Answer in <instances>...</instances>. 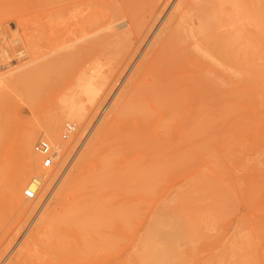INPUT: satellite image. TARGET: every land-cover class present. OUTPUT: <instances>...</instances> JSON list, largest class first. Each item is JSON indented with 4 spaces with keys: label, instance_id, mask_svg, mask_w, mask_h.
Masks as SVG:
<instances>
[{
    "label": "rangeland",
    "instance_id": "374dc122",
    "mask_svg": "<svg viewBox=\"0 0 264 264\" xmlns=\"http://www.w3.org/2000/svg\"><path fill=\"white\" fill-rule=\"evenodd\" d=\"M179 1L0 0V73L45 64L0 83V178L26 130L79 111L54 165L31 163L38 196L0 179V264H264V0H184L144 68ZM90 9L131 32L94 35Z\"/></svg>",
    "mask_w": 264,
    "mask_h": 264
},
{
    "label": "bare ground",
    "instance_id": "6f19581e",
    "mask_svg": "<svg viewBox=\"0 0 264 264\" xmlns=\"http://www.w3.org/2000/svg\"><path fill=\"white\" fill-rule=\"evenodd\" d=\"M185 1H187V0H185ZM185 1L184 0H180L177 3V5L175 6V9L173 11H171L170 14H169L168 26L165 25L164 27L159 29V31L155 35V37H154L153 41L151 42L150 47H149V49L147 51V54H148L147 57L143 58V60H142V64H143L144 68H150L155 63L157 58L159 57V52L162 50V47H163L161 44H162V42L165 39L164 35L166 34V32H168L170 30V29H167V28L170 27L171 21H173L175 19V17L178 15V13H177L178 9L182 8V7H184L186 5ZM165 3H167V2H165ZM164 6H166V5H164ZM89 7H90V5H89ZM100 21H101V18L97 16L96 11L93 10V9H90V10H88V12H86L84 14V16H83V18L81 20V24L84 27H86V29L94 31V33H93L94 35H97L100 31L105 30L106 32H105L104 35L107 36V38H119L120 36L127 35V34H129L131 32V28H128V30L126 32L119 33L114 28H112L111 25H107L106 24L103 27L102 21L101 22ZM104 22L105 21L103 20V23ZM108 22H109V20H108ZM105 23H107V21ZM107 38L105 40H107ZM187 42H188V38H184V39H182L180 41L179 45H186ZM71 51H73V50H71ZM152 52H154V53L152 55H150ZM154 55H155V57H154ZM60 58L59 59L58 58H54L53 64L55 65V63L57 61H59ZM27 64L28 63H24V64L20 65L19 67L17 66L15 69L6 70L3 73L1 72L0 73V83L3 84V85L6 84V83L9 84V85L10 84H12V85L16 84V86L18 87V85H20V83H22L24 81L27 82V80L29 79L30 76H32V74L41 72L42 69H43V66L45 65L43 62H39L35 66V69L32 72H28L26 70H23V68L26 67ZM46 66H48V64ZM49 66H51V65H49ZM139 67H141V66H139ZM139 67H138L137 71L141 70V68L139 69ZM44 69H45V67H44ZM78 75H79V73H78ZM85 75H84V77H85ZM83 79L86 81L88 78L86 77V78H83ZM94 85L95 84L91 85L89 89H91L93 91H96V88L94 87ZM20 86H22V85H20ZM63 103H64V101H63ZM78 113H79V111L77 110V108L75 107V105L73 103L66 102L64 107H63L62 113L58 114V116H56V117L54 116L55 117V118L53 117L54 119L51 118L53 120H51L49 123L47 122V125L42 127V131L41 132L37 131V130H35L34 128L31 127L28 130H26L27 132L24 133L21 136V140H20V144H19L20 147L19 148L21 150L22 160H24L23 162H25L24 166H26V167H24L25 169L21 170L20 173H18L16 175L10 174L9 171H7L9 174L6 173V171H3L2 174H1V178H0L1 181H3L5 183V185L8 186V188L10 189L11 194L14 197H16V199H20V195H19L20 190L23 189V192H24V190L27 189V188L31 189L32 191H34L36 196H38V194L41 192L42 188L44 187V185L46 183L45 179H42V178L46 177L45 172L42 174L43 177H41V178L39 176H36V174L32 175L31 177H29V173L27 174V172L31 170V163H34V164L36 163L37 164L38 159H40V158H38V154L33 149V146H34L33 144H34V141L37 138L38 132L40 133L39 135L43 136L46 140L49 141V143L53 147V150L60 155L61 152L63 151V146L61 147V144L59 142H57L58 137H59V134H58L59 123H61L63 120H66V121L67 120L68 121H71V120L73 121L74 120L75 121L79 117ZM102 123H101V128H102ZM22 168H23V166H22ZM47 185H48V183H47ZM22 194L23 193H21V197H22ZM43 219H44V217H43ZM101 238L104 239L103 234L100 232L97 235V237L94 238V240L96 241V240L101 239ZM111 238H112V232L109 231L107 233V239H109V241H111ZM26 239H28V238H26ZM26 239H25L26 245H28L29 242L32 243L31 242L32 238L30 239V237H29V241H27ZM26 253H27V251H26ZM112 260H113L112 256L111 257L109 256V257H91V258H89V262H97V263H103V264L104 263H108V262H110ZM9 263H11V262H9Z\"/></svg>",
    "mask_w": 264,
    "mask_h": 264
},
{
    "label": "built area",
    "instance_id": "2783aa9c",
    "mask_svg": "<svg viewBox=\"0 0 264 264\" xmlns=\"http://www.w3.org/2000/svg\"><path fill=\"white\" fill-rule=\"evenodd\" d=\"M76 130V126L71 122H66L64 125L63 138H67L70 134H73ZM34 151L40 156L41 167L47 169L54 165L57 157L53 147L46 139H39L33 146ZM26 198L32 199L35 197V192L31 189H25L23 192Z\"/></svg>",
    "mask_w": 264,
    "mask_h": 264
}]
</instances>
